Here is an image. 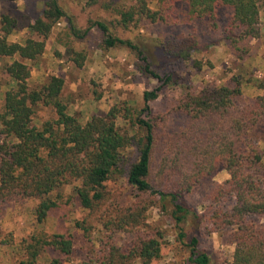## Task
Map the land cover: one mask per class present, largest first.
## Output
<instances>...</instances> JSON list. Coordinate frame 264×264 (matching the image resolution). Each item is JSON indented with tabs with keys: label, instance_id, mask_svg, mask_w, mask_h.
Segmentation results:
<instances>
[{
	"label": "trees",
	"instance_id": "1",
	"mask_svg": "<svg viewBox=\"0 0 264 264\" xmlns=\"http://www.w3.org/2000/svg\"><path fill=\"white\" fill-rule=\"evenodd\" d=\"M44 5L30 26V33L39 40L10 42L15 21L9 16L0 21V58L13 59L5 67L11 87L4 94L3 107L0 105V203L18 197L40 198L34 210L37 229L20 245L23 257L17 264H73L70 260L75 237L70 233L50 235L44 227L49 213L58 207L65 186L72 187L73 196L88 213L86 220L76 222V228L89 243H99V248H93L91 260L81 264H130V260L152 264L158 260L161 234L139 229L146 223L149 208L156 204L175 221L179 237L188 240L190 264H211V257L199 249L197 236L188 235L182 228L189 220L197 225L195 232L203 220L215 231H232L235 252L231 264H264L263 157L257 147L243 140L264 117V80L259 83L262 95L238 111L235 118L229 115L235 107L233 99L242 94L239 89L208 85L193 91L181 85L184 91L170 113L187 116L188 126L177 136L174 154H165L156 174L159 185L155 186L153 155L170 113L155 111L152 104L159 100L165 85H177L178 80L173 73H167L164 86L143 93L141 109L124 104L111 108L104 116L81 121L69 113L62 98L64 79L51 76L38 89H30L31 69L23 62L37 61L44 55L47 40L60 21L67 23L69 35L77 39L98 26L106 36L107 48L120 45L129 49L139 59L138 70L158 82L163 81V67L135 42L112 36L103 22L78 29L61 0H46ZM88 5L114 11L120 17L119 25L126 30L143 21L178 26L182 23L179 6L184 7L188 21L205 20L216 26L219 11L227 9L230 25L225 30L226 39L241 58L248 52L249 42L262 37L264 0H132L129 8H117L109 0H89ZM199 45L198 36L193 34L162 43L161 49L170 61L191 62L200 70L202 63L193 58ZM84 61L82 54L74 59L79 68ZM38 106L51 108L56 118L37 125L34 121ZM229 120V126L218 127L219 122ZM130 149L136 150L137 157L126 168V152ZM188 158L191 162L186 166ZM220 168L229 179L224 184H213L210 210L200 216L189 208L186 199ZM123 178L139 197L149 195L156 202L138 198L130 206H116L108 183ZM228 199L234 204L225 210L223 204ZM95 225L100 227V236L92 240ZM118 233L133 236L130 248L116 246ZM49 252L60 257L49 259Z\"/></svg>",
	"mask_w": 264,
	"mask_h": 264
},
{
	"label": "rangeland",
	"instance_id": "2",
	"mask_svg": "<svg viewBox=\"0 0 264 264\" xmlns=\"http://www.w3.org/2000/svg\"><path fill=\"white\" fill-rule=\"evenodd\" d=\"M45 1L0 0V21L3 16H9L15 21V27L9 36L10 42L24 44L29 38L39 40L36 35L30 33V26L43 12ZM109 1L117 8H129L132 5V0ZM88 2L89 0H61L78 29L86 30L93 23L103 22L112 36L131 40L146 49L151 58L163 67L160 70L163 81L158 82L142 74L138 70L140 62L137 55L129 49L120 45L107 48L104 44L106 36L98 26H93L86 37L77 39L69 35L68 25L62 20L48 38L44 55L37 61L23 62L31 69V78L28 82L30 89H38L51 76L64 79L62 98L68 105L69 113L81 121H87L93 116H104L111 108L121 107L124 104L141 109L144 106L143 93L162 86L166 80V74L170 72L174 74L178 84L163 85L159 100L152 104L155 111L172 112L184 91L182 86H189L193 91H199L208 85H226L232 89H239L242 94L233 99L235 107L231 110L229 118H235L236 114H239L238 111L251 106L255 99L262 95L259 83L264 80V6L261 11L262 37L249 42L248 52L241 58L236 55L226 39L225 30L230 25V11L227 9L219 11L216 26L212 24L213 22L205 20L188 21L184 16V7L179 6L182 23L178 26L143 21L126 30L119 25L120 17L114 11H106L99 6H89ZM152 7L155 8L154 5ZM193 34L199 38V52L193 58L202 63L203 67L200 70L191 62L170 61L161 49L162 43ZM77 54L85 57L81 68L74 63ZM12 61L13 59L10 58H0V105L2 107L4 94L11 87L10 77L5 72V67ZM54 118L56 116L51 108L43 106L36 108L34 122L37 125ZM232 120L221 121L217 125L219 128L222 125L227 127ZM188 122L189 119L184 114L170 113L166 127L159 133L152 164V182L155 186L159 185L156 174L165 154L173 155L174 150H177L176 138L181 130L187 128ZM243 140L257 147L262 154L264 164V117L243 137ZM126 153L127 168L136 160L137 153L135 149H130ZM190 162L191 158L184 161L186 166ZM228 179L227 172L220 168L186 199V204L200 216L204 215L211 207L209 194L213 184H224ZM108 190L115 205L120 207L130 206L138 198L154 202L157 200L149 195L139 197L138 192L127 183L125 178L109 182ZM39 202L40 198L18 197L0 203V264H17V261L22 259L20 245L29 240L37 229L34 210ZM233 204V200L228 199L223 204L224 209H231ZM87 216L88 213L81 208L78 200L73 196L72 187L65 186L58 207L49 213L44 226L50 235L70 233L75 237L74 252L70 260L73 264L89 262L93 248L95 250L99 248V243H89V239L75 226L76 222L86 220ZM146 216L145 225L139 229L144 233L158 232L162 236L161 257L152 264H190L191 250L188 240L179 237L180 229L170 215L164 214L160 205L156 204L149 208ZM181 226L188 235L197 236L199 249L210 255L211 264H231L235 252L231 230L215 231L204 220L202 223L200 221L196 232L197 225L193 221L189 220ZM99 228L98 225L93 228L92 240H97L100 236ZM115 239L117 247L128 249L131 247L133 236L129 233H118ZM46 257L57 258L60 255L49 252ZM130 264L141 263L130 260Z\"/></svg>",
	"mask_w": 264,
	"mask_h": 264
}]
</instances>
